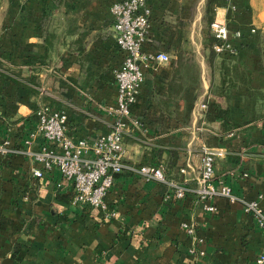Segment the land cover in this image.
Listing matches in <instances>:
<instances>
[{"label": "crops", "instance_id": "0c3cea01", "mask_svg": "<svg viewBox=\"0 0 264 264\" xmlns=\"http://www.w3.org/2000/svg\"><path fill=\"white\" fill-rule=\"evenodd\" d=\"M116 1L93 0L78 17L75 35L57 30L60 40L49 51L39 16L34 29L22 24L16 47L0 48V142L23 148L36 110L45 105L67 113L73 138L109 131L113 70L122 61L109 10ZM217 2L211 19H225L241 38L212 61L207 41L201 60L193 62L186 46L196 47L201 22L211 35L207 0H147L143 50L175 57L144 70L130 109L138 125H128L123 140L124 163L133 169L162 164L168 178L194 190L207 149L216 154L213 186L229 188L236 200L203 199L192 191L178 199L163 184L125 169L104 208L78 206L56 171L33 178L31 160L10 154L0 157V264H251L264 251V231L243 205L254 202L264 213V0H239L230 18L223 0Z\"/></svg>", "mask_w": 264, "mask_h": 264}, {"label": "built area", "instance_id": "2783aa9c", "mask_svg": "<svg viewBox=\"0 0 264 264\" xmlns=\"http://www.w3.org/2000/svg\"><path fill=\"white\" fill-rule=\"evenodd\" d=\"M223 5L227 10H237L234 0H223ZM109 10L113 20L115 43L122 53L121 63L113 70L117 93L116 105L109 109L115 115L109 131L91 140L73 138L67 133V113L45 105L36 110V125L24 139V147L14 149L8 141H2L0 157L17 154L29 158L34 164L31 176L36 179H41L45 172L56 171L70 185L71 203L93 209L105 207L104 199L115 176L125 169L135 172L146 181L163 184L178 199L192 191L203 199L224 196L236 200L229 188L223 185L219 188L213 186L216 154L207 149H203L201 154V171L194 190L168 178L162 164L142 165L133 169L124 163L123 140L126 127L138 125L130 117V109L138 100L144 82V70L154 63L168 62L169 57L166 53L143 50V45L149 40L150 9L147 0H119L113 2ZM210 32L221 43L212 45L217 54H223L226 50L232 51L233 39L241 38L239 31L230 32L225 19L218 18L217 15L210 24ZM38 139L41 140L40 144H36ZM61 186L62 183L56 185L57 188ZM243 205L245 211L258 220L264 231V213L257 204L244 202ZM207 209L213 210V207ZM188 232L191 234L193 230L188 228ZM251 264H264V251Z\"/></svg>", "mask_w": 264, "mask_h": 264}, {"label": "trees", "instance_id": "16d2710c", "mask_svg": "<svg viewBox=\"0 0 264 264\" xmlns=\"http://www.w3.org/2000/svg\"><path fill=\"white\" fill-rule=\"evenodd\" d=\"M92 1L93 0H39L38 30L44 43V51H49V49L52 48V42L56 38H59L57 35V30L63 28V30L65 31L64 36L75 35L77 31L78 17L82 13V11L89 7ZM238 1L239 0H234V4L239 5ZM216 5H219L217 0H207L206 18L208 20L209 26L213 21L210 15H212L213 7ZM242 7L244 8V11H247L246 1L244 2ZM238 9L239 6H237V10ZM237 10H229L228 18L235 17ZM208 41L210 44V61H212L216 55V52L213 50L212 45L214 43H221L211 36H209ZM261 58V60L264 62V39H262ZM172 80H174V78ZM172 86L173 83L170 85V91L173 89ZM172 156L173 155L170 153V157Z\"/></svg>", "mask_w": 264, "mask_h": 264}, {"label": "rangeland", "instance_id": "374dc122", "mask_svg": "<svg viewBox=\"0 0 264 264\" xmlns=\"http://www.w3.org/2000/svg\"><path fill=\"white\" fill-rule=\"evenodd\" d=\"M198 1L199 0H195V3ZM195 3L194 7H196ZM38 10V0H0V48L3 52H7V50L10 49L12 50L13 46L16 47V45L21 41L19 37V34L22 31L21 29L35 28L33 24H36L34 20L38 16ZM194 12L196 13L195 9ZM23 23L26 26L24 28L22 26ZM200 26H202L203 32L202 35L195 40L196 47H194L191 41L186 46L187 53L195 55L192 59L193 62H199L201 60L202 51L207 45L209 36H211L208 35L210 33H208V30L203 22H201ZM161 39L163 42L167 41L165 36H162ZM234 42L235 41L231 43L232 49L234 48ZM167 55L170 61L174 60V54L168 52Z\"/></svg>", "mask_w": 264, "mask_h": 264}]
</instances>
